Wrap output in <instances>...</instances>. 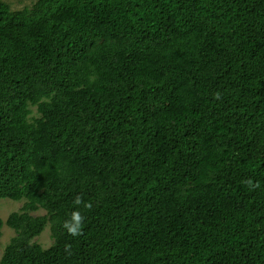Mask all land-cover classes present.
I'll use <instances>...</instances> for the list:
<instances>
[{"label": "trees", "instance_id": "1", "mask_svg": "<svg viewBox=\"0 0 264 264\" xmlns=\"http://www.w3.org/2000/svg\"><path fill=\"white\" fill-rule=\"evenodd\" d=\"M2 198L0 264H264V0H0Z\"/></svg>", "mask_w": 264, "mask_h": 264}, {"label": "rangeland", "instance_id": "2", "mask_svg": "<svg viewBox=\"0 0 264 264\" xmlns=\"http://www.w3.org/2000/svg\"><path fill=\"white\" fill-rule=\"evenodd\" d=\"M7 1L11 3L14 9H21L26 5H31L35 0H7ZM22 204L23 201H17L10 198L0 199V216L5 220L12 212L19 210ZM44 213L45 211L40 210L33 214H44ZM2 230H3V234L0 237V259L6 244L16 234L14 229H12L6 224L4 225ZM35 239L38 240L40 243H42L43 246L45 247L49 246L53 242L48 228Z\"/></svg>", "mask_w": 264, "mask_h": 264}, {"label": "clouds", "instance_id": "3", "mask_svg": "<svg viewBox=\"0 0 264 264\" xmlns=\"http://www.w3.org/2000/svg\"><path fill=\"white\" fill-rule=\"evenodd\" d=\"M221 93L217 92L215 94V99H220ZM242 183L246 184L249 188L255 189L259 187V183H254L251 178H247L242 181ZM73 203L77 206V209L71 213V218L64 222V228L67 233L73 237H79L83 235L84 221L86 219L85 215L79 210V206L83 204V206L87 209L92 208L91 203H84L82 196L77 195L73 201ZM65 252L68 255H71V245H65Z\"/></svg>", "mask_w": 264, "mask_h": 264}]
</instances>
